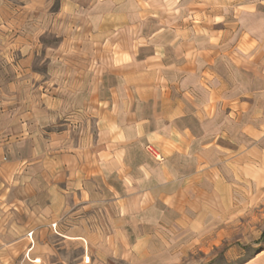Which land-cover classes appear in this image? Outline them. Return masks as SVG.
<instances>
[{
    "label": "crops",
    "instance_id": "1",
    "mask_svg": "<svg viewBox=\"0 0 264 264\" xmlns=\"http://www.w3.org/2000/svg\"><path fill=\"white\" fill-rule=\"evenodd\" d=\"M59 4L44 78L22 93L30 63H0V216L20 188L45 228L142 264L264 195V0Z\"/></svg>",
    "mask_w": 264,
    "mask_h": 264
},
{
    "label": "rangeland",
    "instance_id": "2",
    "mask_svg": "<svg viewBox=\"0 0 264 264\" xmlns=\"http://www.w3.org/2000/svg\"><path fill=\"white\" fill-rule=\"evenodd\" d=\"M0 2H8L0 6V34L3 36L0 50L7 48L14 38L31 41L28 34L33 35V53L23 56L15 49L11 55L0 54V63H30L31 71L25 75L27 81L20 83V92H29V81L33 83L37 80L38 84L46 74L47 58L43 48L55 46L58 42L54 33L56 25L52 26L51 19L57 16L62 0H30L32 4L27 7V16L24 9L13 3L22 1ZM41 2H48L47 7L43 8ZM44 13L49 18L47 23L43 21ZM22 77L17 76V79ZM257 194L246 200L236 215L227 217L225 222L211 224L202 234L187 240L185 247L172 245L168 253L142 264H240L257 251L260 253V249H264V195ZM16 195L17 200L5 209V215L0 216V264H135L116 257H105L95 247L62 237L58 229L45 228L49 223L46 218L28 212V207L25 210L22 189L18 188ZM29 231H33V247L25 238ZM8 240H11L10 244H7Z\"/></svg>",
    "mask_w": 264,
    "mask_h": 264
},
{
    "label": "built area",
    "instance_id": "3",
    "mask_svg": "<svg viewBox=\"0 0 264 264\" xmlns=\"http://www.w3.org/2000/svg\"><path fill=\"white\" fill-rule=\"evenodd\" d=\"M148 153L153 156L155 159L160 160V155L156 150H154L151 146H147Z\"/></svg>",
    "mask_w": 264,
    "mask_h": 264
}]
</instances>
